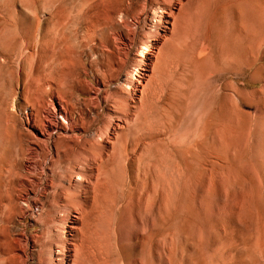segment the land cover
Listing matches in <instances>:
<instances>
[{
	"label": "rangeland",
	"instance_id": "1",
	"mask_svg": "<svg viewBox=\"0 0 264 264\" xmlns=\"http://www.w3.org/2000/svg\"><path fill=\"white\" fill-rule=\"evenodd\" d=\"M247 262L264 0H0V264Z\"/></svg>",
	"mask_w": 264,
	"mask_h": 264
},
{
	"label": "bare ground",
	"instance_id": "2",
	"mask_svg": "<svg viewBox=\"0 0 264 264\" xmlns=\"http://www.w3.org/2000/svg\"><path fill=\"white\" fill-rule=\"evenodd\" d=\"M237 1H239V0H231V2H237ZM241 2V1H240ZM230 3V2H229ZM235 4V3H234ZM238 4V3H237ZM236 4V5H237ZM240 4V3H239ZM238 4V5H239ZM249 5H250V3H249ZM251 5H252V3H251ZM240 6V5H239ZM242 6V5H241ZM246 6V5H245ZM244 6V7H245ZM244 7H242V9L244 8ZM247 7V6H246ZM241 8V7H240ZM132 87V86H131ZM136 90H137V88H136ZM51 111H52V109H51ZM51 112H47L46 113V118L47 119H50V121H47V123H45V125H43V127L41 128H39V130L37 129V130H35V132H36V135H37V138H40V140H43L44 142H48V144H49V142H51V139L54 137V135L56 134V133H58V131H59V125H58V120H64L66 123H70V122H72V119L69 117V116H67V114L65 113V111H64V107L62 106V104L60 103V101L59 102H57V109H55V112H54V114L52 115V114H50ZM29 122H30V120H29ZM45 122V121H44ZM33 125V127L34 126H36V123H34V124H32ZM42 126V125H41ZM73 127V129L75 128H78L77 126H72ZM220 131V130H219ZM69 133V132H68ZM67 133V134H68ZM224 134V133H223ZM57 136H59V135H57ZM219 137V136H218ZM219 138H221V137H219ZM223 138V137H222ZM54 139V138H53ZM222 140V139H221ZM35 141V140H34ZM42 145H43V143H42ZM60 144L58 143V146H59ZM45 146H46V144H45ZM48 146V145H47ZM46 146V147H47ZM50 147V146H49ZM51 148V147H50ZM58 149V148H57ZM38 149L35 147L34 149H30L29 151L31 152V154H32V152L33 153H37L38 151H37ZM57 151V153H58V150H56ZM55 151V152H56ZM55 154V153H54ZM58 158H60V152L58 153ZM186 160V159H185ZM179 163H181L182 165H185L188 169H192V166H193V164H192V166L189 164V163H187L186 161L185 162H179ZM30 164V163H29ZM179 165V164H178ZM30 166H32V164H30ZM28 169V168H27ZM255 258V257H254ZM253 260V259H252ZM247 264H253V263H250V262H247Z\"/></svg>",
	"mask_w": 264,
	"mask_h": 264
}]
</instances>
